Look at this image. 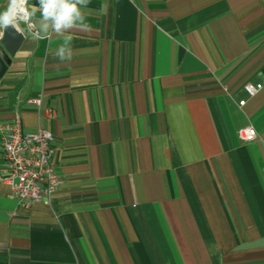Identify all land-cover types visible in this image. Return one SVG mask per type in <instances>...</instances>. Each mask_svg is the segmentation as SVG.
<instances>
[{
	"label": "crops",
	"instance_id": "0c3cea01",
	"mask_svg": "<svg viewBox=\"0 0 264 264\" xmlns=\"http://www.w3.org/2000/svg\"><path fill=\"white\" fill-rule=\"evenodd\" d=\"M83 11L66 62L20 22L0 78V126L52 133L62 180L28 208L0 181V264H264V0Z\"/></svg>",
	"mask_w": 264,
	"mask_h": 264
},
{
	"label": "built area",
	"instance_id": "2783aa9c",
	"mask_svg": "<svg viewBox=\"0 0 264 264\" xmlns=\"http://www.w3.org/2000/svg\"><path fill=\"white\" fill-rule=\"evenodd\" d=\"M31 23L35 26L32 20ZM24 24L28 29V25ZM34 30H37L36 26ZM260 88V84L244 85L249 97L254 96ZM244 103L245 100L239 101V105ZM49 114L52 116L54 113L49 111ZM237 136L241 141H251L257 137V133L252 126H248L239 129ZM53 143L54 137L47 130H24L18 115L13 121L0 126V146L5 167L0 172V181L11 187L12 197L22 207L28 208L33 203L51 205L53 195L62 184L53 163Z\"/></svg>",
	"mask_w": 264,
	"mask_h": 264
},
{
	"label": "clouds",
	"instance_id": "9594fccd",
	"mask_svg": "<svg viewBox=\"0 0 264 264\" xmlns=\"http://www.w3.org/2000/svg\"><path fill=\"white\" fill-rule=\"evenodd\" d=\"M28 0H8L6 10L0 11V29L12 27L21 31L19 23L23 21L28 25L34 41L49 40L47 52L59 61L66 62L72 59L73 30L89 31L83 11L88 6L89 0H37V4L26 7ZM39 13L43 22V32L34 30L31 23L36 13ZM55 34L63 37L62 43L53 48L51 37Z\"/></svg>",
	"mask_w": 264,
	"mask_h": 264
},
{
	"label": "water",
	"instance_id": "95a60500",
	"mask_svg": "<svg viewBox=\"0 0 264 264\" xmlns=\"http://www.w3.org/2000/svg\"><path fill=\"white\" fill-rule=\"evenodd\" d=\"M24 36L21 31L9 27L2 29V37L0 39V78L5 74L11 63V58L19 49Z\"/></svg>",
	"mask_w": 264,
	"mask_h": 264
}]
</instances>
